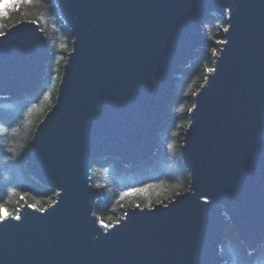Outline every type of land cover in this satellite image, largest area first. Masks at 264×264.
Masks as SVG:
<instances>
[{"label": "water", "instance_id": "water-1", "mask_svg": "<svg viewBox=\"0 0 264 264\" xmlns=\"http://www.w3.org/2000/svg\"><path fill=\"white\" fill-rule=\"evenodd\" d=\"M71 51L34 129L24 170L56 192L0 222V264H225L228 225L248 252L264 243V0H54ZM220 19L219 48L193 96L180 160L188 190L111 226L94 213V162H147L175 80ZM0 36V99L33 92L50 51L33 21ZM19 216V219L16 217Z\"/></svg>", "mask_w": 264, "mask_h": 264}, {"label": "trees", "instance_id": "trees-1", "mask_svg": "<svg viewBox=\"0 0 264 264\" xmlns=\"http://www.w3.org/2000/svg\"><path fill=\"white\" fill-rule=\"evenodd\" d=\"M22 21L38 25L51 57L45 78L36 90L16 99H0V207L13 216L24 203L43 210L54 201L55 191L41 187L25 172V150L35 127L54 104L72 42L54 0H32L31 3L21 0L16 6H9L0 13V32ZM202 28L206 46L195 54L194 61L175 80L176 99L169 108V121L161 128L151 158L134 168L113 160L91 165V184L101 193L94 213L106 226L116 223L128 208H151L188 190L189 177L180 160L182 133L188 125L193 96L211 68L214 42L223 27L219 18L211 17ZM131 189L142 191L121 198ZM21 196L24 199H20ZM220 253L225 264H264V243L254 252H248L238 242L230 225Z\"/></svg>", "mask_w": 264, "mask_h": 264}, {"label": "snow or ice", "instance_id": "snow-or-ice-1", "mask_svg": "<svg viewBox=\"0 0 264 264\" xmlns=\"http://www.w3.org/2000/svg\"><path fill=\"white\" fill-rule=\"evenodd\" d=\"M21 0H3L2 3H0V13H3L4 11H6V9L9 6H16L18 3H20ZM32 0H23V3H31ZM4 34L2 32H0V36H3ZM138 191H142L141 189H131L129 192L123 193L122 197L124 196H128V195H132ZM20 199H24L23 196L20 197ZM8 216V213L4 210L3 207H0V222H3L4 220H6ZM16 219H19V216L16 217Z\"/></svg>", "mask_w": 264, "mask_h": 264}, {"label": "rangeland", "instance_id": "rangeland-1", "mask_svg": "<svg viewBox=\"0 0 264 264\" xmlns=\"http://www.w3.org/2000/svg\"><path fill=\"white\" fill-rule=\"evenodd\" d=\"M222 29H223V28H222ZM220 42H223V41H222V40H219L218 38H217V40L214 42V52H213L212 56L216 54V52H217V50H218V48H219V43H220ZM211 58H212V57H211ZM210 69H211V68H210ZM210 69H209V70H210ZM209 70H208V71H209ZM208 71H207V72H208ZM206 74H207V73H206ZM144 163H145V162H144ZM129 167H130V166H129ZM133 168H134V167H133ZM55 193H56V192H55ZM8 215H10V214H8ZM12 216H13V215H12Z\"/></svg>", "mask_w": 264, "mask_h": 264}, {"label": "bare ground", "instance_id": "bare-ground-1", "mask_svg": "<svg viewBox=\"0 0 264 264\" xmlns=\"http://www.w3.org/2000/svg\"><path fill=\"white\" fill-rule=\"evenodd\" d=\"M202 50V49H201ZM26 95V94H25ZM22 96H24V95H22ZM21 97V96H20ZM19 98V97H18ZM176 98V97H175ZM168 112H169V109H168ZM157 144V143H156ZM141 164H143V163H140L138 166H140ZM137 166V167H138ZM123 217V216H122ZM117 223V222H116ZM228 228V227H227ZM232 228V227H231ZM232 230H233V228H232ZM226 232H227V229H226ZM233 233H234V231H233ZM234 235H235V233H234ZM227 240V239H226ZM241 244V243H240ZM257 249V248H256ZM256 249H254L253 251H251V253L252 252H254ZM223 258V257H222ZM224 259V258H223Z\"/></svg>", "mask_w": 264, "mask_h": 264}]
</instances>
